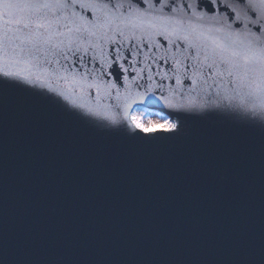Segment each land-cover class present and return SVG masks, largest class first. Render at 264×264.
<instances>
[{
	"label": "snow or ice",
	"instance_id": "obj_1",
	"mask_svg": "<svg viewBox=\"0 0 264 264\" xmlns=\"http://www.w3.org/2000/svg\"><path fill=\"white\" fill-rule=\"evenodd\" d=\"M0 264H264V0H0Z\"/></svg>",
	"mask_w": 264,
	"mask_h": 264
}]
</instances>
